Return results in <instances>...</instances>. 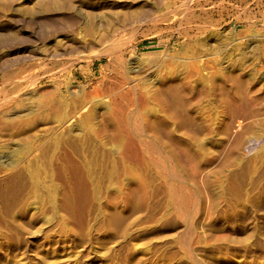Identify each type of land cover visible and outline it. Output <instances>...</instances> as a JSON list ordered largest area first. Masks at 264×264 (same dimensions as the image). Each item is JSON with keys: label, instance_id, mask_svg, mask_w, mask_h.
<instances>
[{"label": "rangeland", "instance_id": "obj_1", "mask_svg": "<svg viewBox=\"0 0 264 264\" xmlns=\"http://www.w3.org/2000/svg\"><path fill=\"white\" fill-rule=\"evenodd\" d=\"M117 31L126 72L97 55L105 35ZM194 42L198 53L190 50H198ZM138 57L148 63L131 70ZM164 58L189 68L205 59L191 72L210 82L228 69L235 78L221 81L215 98H190L196 117L183 107L179 121L168 116L208 161L195 177L191 161L175 162L166 149L162 165H132L85 128L91 122L78 127L90 109L99 118L108 108L126 109L129 100H116L118 90L149 79L148 68ZM226 89L243 97L229 131L219 104ZM134 113L127 119L138 126ZM238 120L244 125L234 131ZM217 123L215 132L208 129ZM78 160L91 165L92 181L73 169ZM124 163L141 173L146 193L108 205L106 190L125 182ZM29 167L44 185L29 178ZM160 168L177 174L162 176ZM14 174L20 181L5 189L3 180ZM170 180L187 186V198L195 195V202L186 199L189 208L169 200ZM0 184V264H264V0H0Z\"/></svg>", "mask_w": 264, "mask_h": 264}, {"label": "bare ground", "instance_id": "obj_2", "mask_svg": "<svg viewBox=\"0 0 264 264\" xmlns=\"http://www.w3.org/2000/svg\"><path fill=\"white\" fill-rule=\"evenodd\" d=\"M120 33H122V32H120ZM231 33H233V32H231ZM112 34L113 35L112 36L110 35V37H106V35H105V39L102 41L103 42L102 48L99 50L97 55L99 57L108 56L110 58V62L112 63V65L117 66V67L120 66L119 68L121 70V69L125 68V66H126V59L124 58L125 57L124 56L125 55V51H122V43H121V39L119 38L121 34H119L118 31L117 32H113ZM107 35H108V33H107ZM230 36H232V35H230ZM190 38H191V36H190ZM194 43L197 45L198 50L194 49V47H192L190 50H192V52L198 53L199 46H200L201 43L200 44H199V42H194ZM182 47H185V46H182ZM187 50H189V49H187ZM200 52L203 53L205 51H200ZM206 52H207V50H206ZM227 55H229V54H227ZM197 58H198V56H196V59ZM146 60H148V59L143 58V57H138L134 61L136 65H131L130 66L131 70L138 71L139 69L144 68L143 64L148 63V62H145ZM203 60L205 61V59H203ZM203 60L201 58H200V60H198V66L197 65L194 66V62H192L191 68H189V63L187 61L179 63L178 61H173V60H172V62H168L169 60L167 58L158 59L156 65L155 66H151L150 68H148L150 70L146 71V75L149 77V79L146 78L147 80L143 79V80H140L138 82H133V80L130 79L133 83L131 85H129L130 88H128V90L126 92H120L119 93L118 85L117 86L115 85L116 88L111 86V88L113 90H118V93H117L118 96L116 97V100H118V99H120V100L128 99L129 100V103H130L129 106L130 107L127 106L129 104L128 103L126 105L127 106V108H126L127 110L122 108V107H120L118 109L119 111L115 112L114 108L111 107V109H109L107 107L108 109L106 110V112L101 115L102 117L104 116V118H102V117L99 118L97 113H93L92 109H90L86 113H84L83 121L81 122V124L80 123L78 124V127L83 126L86 121L91 122L92 125H84L85 128L90 129L94 134H97V136H100L102 139H105V142L107 144H110L111 147H113V149H116L122 158L127 157L130 161L131 160L134 161V163H132V165H135V164H138V163L147 164L149 161L152 164H154V165H160L161 162L164 161V158L162 160V156H163L162 153L163 152L161 153L162 155L159 154V152L160 151H164V149H166L167 150V155H168L167 156L165 154L166 157L167 158L171 157L172 158L171 160L175 159V162L176 161L181 162L182 160H186L187 163H188V161L189 162L191 161L194 164V165L192 164L194 166V170H192V172H193V175H194L193 177H195L196 174L198 173V170L200 169V167L203 164H207L208 161H206L204 159L202 160V159H200L198 157V153L195 150L194 145H193L194 143L191 142V138L189 136H187L186 139H183V138L179 137L176 134V132H175L176 128L174 129L173 128L174 126L173 127L171 126V122L169 121L168 116L174 117V120L179 121L180 114L178 113L177 108L183 107V110H185V112L189 116H195L196 117V114L194 113V111L197 112L198 108H196L195 105H193L190 102V98H192V99L195 98L196 99L197 97H199L200 99L205 100L204 102H206V100H209V99H211L213 97L215 98V93H216L217 89L219 88V84H222V83H220L221 81L226 82V81H230V80L235 79V78H233L230 75L232 73H229L230 72L229 70H231V69H228L227 72H224V70H223V73H219V75L216 74L217 76L215 78L212 77V78H214V79H212L213 82H210V79H208L207 76H204L203 73H202L203 76H201L202 74H200V76H198V73L201 71L200 70L198 72V69L202 65L204 66V64L206 63V62L203 63ZM229 61H230V59H229ZM227 63L228 62L226 61V65H228ZM141 65H142V67L140 68ZM205 66H206V64H205ZM192 67L197 69V72H198L197 75L194 74L195 70L192 71L194 73L191 72ZM126 68H127V66H126ZM229 68H230V66H229ZM203 69H205V68H203ZM120 70H119V72H120ZM180 71H182V73L184 72L185 74L184 73L183 74L185 76H183V74H181ZM123 72H126V71H124V69H123ZM205 73H206V71H205ZM193 74L195 76H198V79H196L193 76L196 79L195 82H197V85H195L196 83L192 82L193 81L192 80V75ZM210 74L208 73V75H210ZM125 75H126V73H125ZM213 75H215V73ZM127 80L128 79H126V81L125 80H123V81H125V83H126ZM239 82H241V81H239ZM126 84H128V83H126ZM222 88L223 87H221L220 89L222 90ZM223 91H224L223 92L224 94L221 95L223 97L219 101V104H220V106H222L224 108L223 110L226 112L225 116L227 117V119H225L222 122L224 124L223 126L227 129V131H229V127L231 125L230 124V122H231L230 118L232 117V115L234 114V111L236 110L235 109V107H236L235 105L239 104L240 101H241V98H243V97L241 96L240 93H237V92H232V91L230 92L227 89L223 90ZM210 96H213V97H210ZM244 99H247V97L244 98ZM213 101L214 100H212V102ZM210 103H211V101L209 102V104ZM243 103H246V102H242V104ZM207 105L208 104H206V108H207ZM244 105H246V104H244ZM104 106H106V105H104ZM202 108H204V107H202ZM206 108H205V110H206ZM218 108H217V110H218ZM223 110L221 111L222 113H223ZM122 111L123 112L126 111L124 116H123V114L120 113ZM201 111H204V109L201 110ZM211 111H212V109H211ZM213 111H214V109H213ZM215 111H216V109H215ZM257 112H260V110L257 111ZM133 113H134L135 117L137 116V118L140 121V122L138 121L139 122L138 126L134 125L133 123H130L129 120H128L129 116L131 117V115ZM215 114H218V113L215 112ZM245 114H246V112H245ZM247 114H250V113H247ZM243 115L244 114L240 115V116H242V119H243ZM240 116H239V118H240ZM253 116H254V114H253ZM233 117H234V115H233ZM250 117L251 116H249V118ZM255 117H256V115H255ZM95 118H98L97 121H99V123L95 122V124L97 126L95 124H93L94 123L93 120ZM191 118H193V117H191ZM220 118H221V116H220ZM245 118L246 117H244V119ZM219 119H217V120L219 121ZM233 119L231 118V120H233ZM244 119H243V121H244ZM134 120L136 121L137 119L135 118ZM184 120H186V119H184ZM251 120H249V121H251ZM188 121H190V120H188ZM212 121H214V119ZM236 121H237V119H236ZM246 121H248V120H246ZM210 123H211V121L208 122V124H210ZM219 124L218 123L216 124V125H218V126H216V128L212 127L213 126L212 125L208 129H213L214 132H215V130L219 128V126H220ZM241 124H243L242 120H238V124L234 125L235 128H233V130L240 128L238 126L241 125ZM233 130H232V134L235 133L234 132L235 130L234 131ZM240 132H241V135H240L239 132H237V133H239V136L235 139V142H233L234 143V145H233L234 148L239 147L240 144L242 143L241 141L243 139H241V137H243L242 136L243 135L242 134L243 130L240 131ZM183 133H185V132H183ZM210 133H212V132H210ZM228 134L231 135V132H229ZM187 135H189V134H187ZM7 139H9V138H7ZM141 145H144V147H146V149L141 148ZM24 147H25V145H24ZM148 148H152V150H155V152H158L159 155H157V153H155V152L154 153L156 155H154L153 151L152 150L150 151V149H148ZM25 149H28V145H27V147H25ZM131 149H135V150L132 151ZM138 149H139V151H137ZM22 153H24V152L22 151ZM165 160H167V159H165ZM169 161H167V162H169ZM170 163H171V161H170ZM130 164H131V162H130ZM166 164L167 163L165 162V165ZM132 165L129 167V165L125 166V163H124L122 165V167H121L122 168L121 174H123L121 176H125L126 177L125 182H120L121 179L119 178L118 182H115L114 186H110L108 189L106 188L107 190H106V195L105 196H106V202H107L108 205H111L112 203H115L121 197H129L132 193H134V192L136 193V191H140L143 194L146 193L145 181H144V179L140 178L142 176H141V173L137 172L138 170L136 172L134 171V168H133ZM165 165H163V166H165ZM163 166H162V168H163ZM72 167H73V169L76 172H78V174L80 175V178L85 183H88L89 181H92L91 177L93 175V170H92L91 165L85 163L84 161L78 160V161L72 162ZM170 167H168V168H170ZM162 168H160V173L159 174L163 176L165 174L166 170L163 171L164 169L162 170ZM173 168H174V166H173ZM158 170H159V168H158ZM172 170L173 169H171L170 172H172L171 174L174 176V173L177 170L174 173H173ZM170 172L169 173L166 172L165 175H168V174L171 175ZM19 173H22V171H20ZM179 173H180V171H179ZM199 173H200V171H199ZM199 173H198V175H200ZM28 174H29V178H31V180L36 185H38V186L44 185V183H42L41 176L39 175V173L35 169H33L32 167H29L28 168ZM137 174L138 175L140 174V176H138ZM175 174H177V173H175ZM11 175L9 177H6L3 180L2 184L5 187V189H10V188L14 187L18 183L17 181L18 180L20 181V179H18L19 175H15V174H14L15 176H11ZM76 175H77V173H76ZM191 175H192V173H191ZM224 175L227 176L226 174H224ZM177 176L178 175H176V178H177ZM186 176L190 177V175H186ZM228 176H229V174H228ZM167 178H169V177H167ZM179 178H180V176H179ZM166 180H168V179H166ZM191 180L194 181L192 176H191ZM225 180H226V178H225ZM169 183H168L169 186L167 187L168 188L167 190H168V194H169V200L171 199V201H174V203H172V204L173 205L174 204L179 205L178 207L180 209H182V211H183V209H185V208H182V207L187 206L189 208V206H190V205L188 206L189 201L187 202L186 199H189L187 197H189L188 194H191V193L188 192L187 186L183 185V184H180L181 182L180 183L178 182L179 184H177V182H175V180H173V181L170 180ZM50 188L51 187H49V189ZM91 191H92V193L94 195L98 196L99 190L96 187L92 186L91 187ZM49 193H51V191H49ZM196 193H197V191H196ZM198 194H196V196ZM193 197H195V195ZM193 197H190V198L193 199ZM192 199H189V200L191 201ZM194 199H193V201H194ZM196 201H197V197H196ZM190 204H192V203L190 202ZM181 205H183V206L181 207ZM178 207H176V209ZM193 209L196 210V208H193ZM178 211H179V209H178ZM188 211L190 213L191 208L188 209ZM184 212H187V211H184ZM178 214H180V213H178ZM182 215H184V213ZM186 215H187V213H186ZM184 217H186V216H184Z\"/></svg>", "mask_w": 264, "mask_h": 264}]
</instances>
